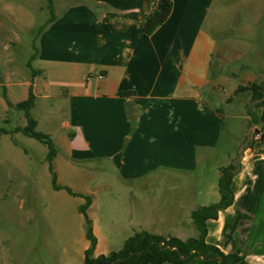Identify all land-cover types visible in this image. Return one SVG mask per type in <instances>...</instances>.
I'll return each instance as SVG.
<instances>
[{"label":"crops","instance_id":"1","mask_svg":"<svg viewBox=\"0 0 264 264\" xmlns=\"http://www.w3.org/2000/svg\"><path fill=\"white\" fill-rule=\"evenodd\" d=\"M65 1L69 2L67 7L53 3L54 11L58 9L55 20L37 38L38 53L33 62L37 64L34 70L39 73L32 77L31 83L16 85H28L36 98L41 88L49 89L47 68H64L62 87L66 89L71 114L78 118L74 122L78 132L66 148L67 160L78 157L110 164L111 180L120 184L141 183L162 173L192 177L197 163L209 158L218 147L222 134V109L212 107L203 97L214 86L209 71L216 43L206 27L214 0H171L169 16L147 37L141 34L143 23L148 15L159 10L162 0ZM3 13L0 11L1 17L15 15ZM0 25L4 26L2 20ZM22 27L29 29L28 24ZM10 80L9 73L0 78L7 99L12 104L25 100L27 97L13 98ZM124 91L133 93L119 95ZM230 102L231 97L224 100V104ZM7 110L13 108L7 107L1 94L3 123L9 122L4 115ZM250 127L257 128L264 137V125L262 129L260 124ZM47 134L52 137L50 132ZM242 145L237 159L239 170L231 183L233 202L218 213L216 220L206 222V242L225 254L236 251L245 255L249 264H264V140ZM55 147L52 167L57 173L61 150L56 144ZM24 154L27 156L29 152ZM103 174L107 176L106 170ZM103 188L109 192L112 189ZM212 189V203H215L219 194L214 186ZM96 192L86 191L90 198L86 212L97 240L95 256L113 252L106 242L117 236L113 229L99 227L97 215L91 213L98 205ZM196 198L189 197L190 224L191 211L206 206L197 205ZM138 208L134 203L124 224L132 234L143 230L139 229L142 217L137 216ZM101 214L104 225L113 223L108 222L112 216L108 211ZM151 217L145 219L147 224L152 223ZM183 223L189 225L188 221ZM144 231L150 233L146 227ZM179 232L183 234L186 230ZM132 234L121 238L120 246ZM170 236L181 240L191 238ZM233 241H244L245 251L235 250ZM88 246L85 238L83 253Z\"/></svg>","mask_w":264,"mask_h":264},{"label":"rangeland","instance_id":"2","mask_svg":"<svg viewBox=\"0 0 264 264\" xmlns=\"http://www.w3.org/2000/svg\"><path fill=\"white\" fill-rule=\"evenodd\" d=\"M52 3L60 7L69 4L65 0H52ZM46 5V0H0L3 14L14 15L17 10L14 16H0L4 24L0 25V78L11 74L9 90L17 100L28 95V85L16 84L31 83V69L26 63L34 54V48H38L37 38L50 16ZM57 10L55 8L54 14ZM208 20L206 27L216 43L209 71L214 86L207 89L203 97L212 107L222 109V134L218 147L209 158L197 163L190 178L162 173L141 183L120 184L111 180L110 164L78 157L67 160L66 148L78 132L74 123L78 118L71 114V104L62 87L64 68H47L49 89L41 88L37 92L29 113L37 122L36 130L50 132L52 141L61 150V159L56 162L57 173L54 171L56 182L77 195H70L65 189L53 190L45 159L47 148L43 144L21 133L3 136L0 140V264H82L85 238L83 216L78 207L89 197L87 190H97L98 205L91 210L93 216L97 215V225L113 229L117 234L106 242L112 251L122 247L121 238L132 234L124 224L134 203L139 205L137 216L142 217L139 229L146 227L150 233L161 236L197 235L187 217L192 207L189 197H198L197 205L214 201L211 186L218 192L217 167L237 163L241 144L249 143L253 130L246 112L253 105L250 93L234 94V91L239 85L264 83V0H214ZM26 24L29 29L22 27ZM30 64L33 69L37 67L33 61ZM3 90L0 86V95ZM229 97L231 102L224 104ZM4 115L9 122L4 124L0 120V127L10 129L27 123L21 110H7ZM15 141L19 146L13 145ZM23 148L29 155L24 154ZM105 186H111V192L104 190ZM199 192H202L200 196ZM103 210L112 215L108 222L114 224H103ZM151 215L152 223L147 224L145 219ZM179 220L181 223H177ZM185 221L189 222L188 226ZM180 229L186 232L182 234ZM233 243L235 250L245 251L244 241ZM242 256L245 259V255Z\"/></svg>","mask_w":264,"mask_h":264},{"label":"trees","instance_id":"3","mask_svg":"<svg viewBox=\"0 0 264 264\" xmlns=\"http://www.w3.org/2000/svg\"><path fill=\"white\" fill-rule=\"evenodd\" d=\"M46 9L50 13L49 18L44 24L43 29L55 20L52 0H46ZM172 9L171 0H162L160 8L157 12L148 15L143 23L141 34L145 37L151 35L157 26L162 24L169 16ZM41 31V32H42ZM38 48H34V54L30 57L33 61L37 56ZM26 66L31 69V76L34 77L39 73L34 70L30 64ZM240 92H249L252 109H247V116L251 124L264 125V83H251L249 85H239L234 94ZM132 91L119 92V95H130ZM3 98L8 108L21 110L26 118V125L23 127H14L8 129L4 126L0 127V137L9 133H21L22 135L35 139L47 148L45 159L48 163V170L51 174V186L53 190L65 189L70 195L76 196L66 187L59 185L56 182V176L52 167V160L57 153L54 142L51 137L41 131L36 130V121L30 116V109L34 105L35 96L29 87L27 98L16 104H12L6 97L3 90ZM7 124V121L4 122ZM260 129V130H261ZM257 131H259L256 128ZM260 132V131H259ZM263 139L264 137L261 136ZM19 145L18 142H14ZM251 144H248V146ZM23 151L26 150L23 148ZM219 178L217 181V190L219 199L217 202L200 206L193 209L190 213V218L194 224L197 235L195 237L181 240L177 237H164L149 233L147 231H139L133 233L122 244V247L110 252L106 255H94V249L97 243L96 237L93 234L92 223L87 216V207L90 204V198L85 197V203L78 207V211L83 216L84 235L89 242V246L84 250L82 264H249L245 261L244 256L236 252L223 253L216 246L206 242L208 220H216L218 213L233 202V191L231 188L232 178L238 172V163L231 162L218 166Z\"/></svg>","mask_w":264,"mask_h":264},{"label":"built area","instance_id":"4","mask_svg":"<svg viewBox=\"0 0 264 264\" xmlns=\"http://www.w3.org/2000/svg\"><path fill=\"white\" fill-rule=\"evenodd\" d=\"M261 136H263L259 131H257L256 130V128H254L253 130H252V133H251V135H250V138H249V140H248V144H252V143H254V142H257V143H262L263 142V140H264V138L262 139L261 138Z\"/></svg>","mask_w":264,"mask_h":264}]
</instances>
